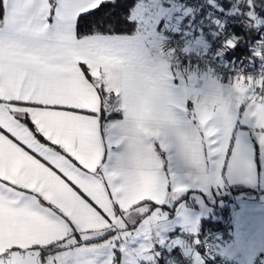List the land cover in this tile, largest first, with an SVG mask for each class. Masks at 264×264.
<instances>
[{"label":"snow or ice","instance_id":"6c2138e0","mask_svg":"<svg viewBox=\"0 0 264 264\" xmlns=\"http://www.w3.org/2000/svg\"><path fill=\"white\" fill-rule=\"evenodd\" d=\"M179 2L135 0L123 32L102 21L80 26L126 7L118 0H0V264L158 259L153 229L176 218L190 187L166 168V154L190 166L196 191L227 194L254 179L236 133L241 120L251 123L264 145V32L249 58L261 66L237 73L218 53L241 37L217 29L212 53L225 80L174 39ZM229 3L248 25H264L257 0ZM200 31L189 37L194 47Z\"/></svg>","mask_w":264,"mask_h":264},{"label":"crops","instance_id":"0c3cea01","mask_svg":"<svg viewBox=\"0 0 264 264\" xmlns=\"http://www.w3.org/2000/svg\"><path fill=\"white\" fill-rule=\"evenodd\" d=\"M182 1L183 0H180L176 8L177 12L181 9ZM219 2L224 6H231L229 0H219ZM191 29L192 33L189 37H191L197 29H202V31L199 32V38L195 41V43L198 46L206 45L212 35V25L203 19L195 18L191 21ZM189 37L187 40H191ZM191 41L193 42V40ZM223 79L226 80L228 77ZM241 82H243L242 78ZM237 127L240 129V131L236 133L237 137L241 139L250 157L254 159V179L250 184L235 183L228 186L227 199H229L231 205L230 208L228 206L227 222L229 221L230 224L226 228V238L219 241L217 250L219 254L225 258L231 260L235 259L242 264H249L254 259H264V203L244 198L233 202L235 199L229 197L231 194L230 187L241 185L264 191V170H262V166H264V145L259 143L257 130L251 123L245 124V122L241 120ZM165 166L169 169V171H175L178 177L183 179L184 182L190 184L189 191L187 192L188 200L185 204L186 207L193 206L189 201L192 197L194 198L195 196H198L205 198L208 194H212L217 197L224 194L221 193L220 195H217L215 191H209L207 193H204L203 191H196L199 186L196 185L194 181L190 182L187 179V173L191 171L190 166L187 164L177 165L174 159H168L167 154L165 158ZM256 174H258V179L256 178ZM168 207L169 205L166 204L165 208ZM218 215L219 214L215 213V217ZM180 228L184 227H179L178 224L174 222L170 224V227L159 228L158 233H155V241L151 242L152 245H155L153 251H161L164 256V262L161 264H171V261L166 258V253L168 251H172L178 256L189 260L190 264H202L201 253L197 246L184 242L177 246L176 238L178 237V231L181 230ZM241 234L243 235L244 246L241 249H237V237ZM161 241H164V243H161ZM119 255L120 253H117L118 257ZM124 255L127 257L128 254L126 253ZM154 263L159 264L156 263L155 259Z\"/></svg>","mask_w":264,"mask_h":264},{"label":"built area","instance_id":"2783aa9c","mask_svg":"<svg viewBox=\"0 0 264 264\" xmlns=\"http://www.w3.org/2000/svg\"><path fill=\"white\" fill-rule=\"evenodd\" d=\"M257 3L261 5L262 13H264V0H257ZM186 5H188V7H185ZM231 7L232 5L224 6L219 2V0H183L181 8H183L184 11L180 17L183 19V25L177 24L172 29L173 33L177 34L174 36L176 42L179 43L181 40H183L186 54L193 55L194 59L198 58L204 64L211 62L213 65L220 67L221 71L224 73L223 78L228 77L227 70L223 69L221 67V62L215 59L212 49L216 47L219 42L216 39L218 36L217 29H219V34H233V27L241 18H243L230 11L229 9ZM195 18L203 19L212 25V35L207 41V44L204 46H198L195 43V45L198 47H194V42L187 40L192 33L191 21H193ZM182 28L184 31L181 35L180 33ZM262 32H264V25H261L260 33ZM260 43H264V41H261ZM179 46L180 45L177 44V47ZM256 46L257 40H253L250 47V58L255 57ZM218 55L222 56L224 60L229 62L233 61L226 59L224 53H218ZM235 63L237 73H241L243 71L254 72L259 66H261V60L259 58L254 59L253 62L248 60L247 62L235 61ZM241 78L244 79L243 76H241ZM229 197L233 198L232 193ZM229 224L230 223L228 221L225 227L206 229L201 234H198L197 232H191L187 229H181L178 231L177 238L180 239V243L184 242L188 244H194L198 247L201 253L202 264H242L235 259L231 260L221 256L217 250L219 241L226 238V228L229 226ZM197 237L200 241L199 244L194 242L195 238ZM166 258L171 261V264H176L177 261H179V264H190L189 260L178 256L172 251H168L166 253ZM145 264L149 263L145 261ZM249 264H264V259H254Z\"/></svg>","mask_w":264,"mask_h":264},{"label":"trees","instance_id":"16d2710c","mask_svg":"<svg viewBox=\"0 0 264 264\" xmlns=\"http://www.w3.org/2000/svg\"><path fill=\"white\" fill-rule=\"evenodd\" d=\"M119 4L125 5L124 8H108L103 12H96L94 15L85 17L80 22L81 29L83 31H89L93 25L98 21H102L104 25H111L117 30L127 32L130 31L132 25L127 22L128 7H131L135 3V0H118ZM257 9L262 13V8L259 3H257ZM248 21L241 18L238 23L233 27V34L237 37H241L237 47L235 49H230L228 55L224 54L226 59L235 60L239 62H247L250 58V47L254 37H257L261 32V26H250L247 24ZM231 193L235 194L245 190L262 191L256 190L250 187L235 185L230 187ZM228 193L223 194V197L227 199ZM179 199L187 201V193L181 195ZM228 205L219 207L215 209V212L219 214L217 217H207L201 218L198 222L197 233L201 234L206 229L225 227L228 220ZM156 263H163L164 256L160 254L158 259H155Z\"/></svg>","mask_w":264,"mask_h":264},{"label":"rangeland","instance_id":"374dc122","mask_svg":"<svg viewBox=\"0 0 264 264\" xmlns=\"http://www.w3.org/2000/svg\"><path fill=\"white\" fill-rule=\"evenodd\" d=\"M132 11H133V18H136V15L139 11V7L132 9ZM189 201L190 203H192L193 205L192 207H186L185 205H183L182 211L176 212L173 214L176 218H172L170 216L169 218L161 220L160 223L155 226V228L153 229L152 239L148 242L149 244L155 241V233L156 232L158 233L159 228L170 227V224H172L173 222L177 223L179 227H184L180 229H187L191 232L196 233L197 232V222H199V219H201L200 217L202 218L215 217V213H216L215 209L222 207L224 205H227V204L230 208V205H231L229 199H226L225 197H223V195L216 197L212 194H208L205 198L195 196L194 198L193 197L190 198ZM235 201L236 200H233V202ZM213 208H214V211H213ZM140 243H143V241H141ZM117 253H120V252H117ZM151 256H152V252L147 253L144 256V261H148L149 264H155L154 259L149 258ZM125 264H128L127 260H125Z\"/></svg>","mask_w":264,"mask_h":264},{"label":"water","instance_id":"95a60500","mask_svg":"<svg viewBox=\"0 0 264 264\" xmlns=\"http://www.w3.org/2000/svg\"><path fill=\"white\" fill-rule=\"evenodd\" d=\"M232 196L235 200L244 198V199H251V200H256V201L264 203V191L245 190V191L232 194ZM155 253L159 254L158 255V258H159L161 251L156 250Z\"/></svg>","mask_w":264,"mask_h":264}]
</instances>
